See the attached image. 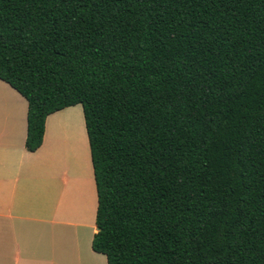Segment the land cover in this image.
I'll return each instance as SVG.
<instances>
[{"label": "trees", "instance_id": "16d2710c", "mask_svg": "<svg viewBox=\"0 0 264 264\" xmlns=\"http://www.w3.org/2000/svg\"><path fill=\"white\" fill-rule=\"evenodd\" d=\"M25 147L81 106L107 264H264V0H0Z\"/></svg>", "mask_w": 264, "mask_h": 264}, {"label": "crops", "instance_id": "0c3cea01", "mask_svg": "<svg viewBox=\"0 0 264 264\" xmlns=\"http://www.w3.org/2000/svg\"><path fill=\"white\" fill-rule=\"evenodd\" d=\"M72 111L49 115L29 152L27 102L0 81V264H74L76 255L75 264H107L91 248L97 193L84 122L82 132L57 128Z\"/></svg>", "mask_w": 264, "mask_h": 264}, {"label": "rangeland", "instance_id": "374dc122", "mask_svg": "<svg viewBox=\"0 0 264 264\" xmlns=\"http://www.w3.org/2000/svg\"><path fill=\"white\" fill-rule=\"evenodd\" d=\"M75 107V111H72V114L70 115H62L60 116V119L57 121V128H63V127H67L69 130L70 128H76L79 127L80 131L82 132V125L81 122H84L83 120V115H82V109L80 105L74 106ZM63 156H67V155H63ZM67 159V157H66ZM68 164H70V158L67 160V164L65 163V167L68 166ZM74 259V264L76 263V260L78 259L77 255L73 257Z\"/></svg>", "mask_w": 264, "mask_h": 264}]
</instances>
